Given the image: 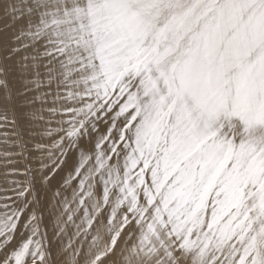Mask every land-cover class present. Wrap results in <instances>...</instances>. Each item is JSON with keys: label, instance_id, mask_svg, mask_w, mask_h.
Here are the masks:
<instances>
[{"label": "snow or ice", "instance_id": "6c2138e0", "mask_svg": "<svg viewBox=\"0 0 264 264\" xmlns=\"http://www.w3.org/2000/svg\"><path fill=\"white\" fill-rule=\"evenodd\" d=\"M0 264H264V0H0Z\"/></svg>", "mask_w": 264, "mask_h": 264}]
</instances>
